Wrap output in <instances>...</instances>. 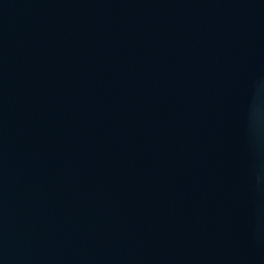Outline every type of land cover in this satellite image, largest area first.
Returning <instances> with one entry per match:
<instances>
[{
  "label": "water",
  "instance_id": "1",
  "mask_svg": "<svg viewBox=\"0 0 264 264\" xmlns=\"http://www.w3.org/2000/svg\"><path fill=\"white\" fill-rule=\"evenodd\" d=\"M0 264H264V0H0Z\"/></svg>",
  "mask_w": 264,
  "mask_h": 264
}]
</instances>
